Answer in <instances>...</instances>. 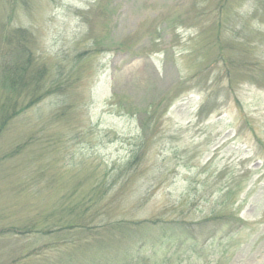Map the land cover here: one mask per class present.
I'll return each mask as SVG.
<instances>
[{
	"label": "rangeland",
	"instance_id": "rangeland-1",
	"mask_svg": "<svg viewBox=\"0 0 264 264\" xmlns=\"http://www.w3.org/2000/svg\"><path fill=\"white\" fill-rule=\"evenodd\" d=\"M208 1L0 0V93L1 65L25 50L61 86L0 136V264H79L110 246L57 256L18 234L101 184L110 207L93 225L202 223L171 264H264V0H229L220 37ZM218 51L237 62L228 91L211 80L221 65L202 77ZM229 214L240 230L213 223Z\"/></svg>",
	"mask_w": 264,
	"mask_h": 264
},
{
	"label": "trees",
	"instance_id": "trees-1",
	"mask_svg": "<svg viewBox=\"0 0 264 264\" xmlns=\"http://www.w3.org/2000/svg\"><path fill=\"white\" fill-rule=\"evenodd\" d=\"M211 2L212 0L208 1L210 4L201 8L200 12L202 15H207L212 10L214 13L216 12L213 29L215 28V35L220 37L229 0H215L214 5ZM217 41L215 38V43ZM23 54L22 60L1 65H5L4 71H2L4 82L1 83H6L12 92L10 94L0 93V136L19 114L38 104L42 99L54 95L61 87L60 79L56 74L52 75L45 64L37 62L35 54L31 50H25ZM207 54V52L203 53V58H206ZM235 64H237L236 61H230L220 51L215 52L213 62L202 66L201 73H206L202 77H205L206 80L212 73L211 69L216 71L217 67L221 65V68H224L219 70L224 72L225 76H218V73L215 72V76H212L211 80L214 79L213 82L216 83L219 77H221L220 79L227 78L229 85H227L226 91H228L231 89L235 77V74L233 78L231 76L234 70H231L230 66ZM218 84L216 83V85ZM206 89L208 90V87ZM204 109L205 106L200 108V116ZM96 188L98 189L93 192L91 189L86 196H79V194V197L77 196L73 201L69 198V204H65L64 201L57 205V208L44 216L42 223L35 222V225H29H32L31 227H22L18 229V234L32 232L36 237H47L51 244L48 247L43 246L44 250L48 248L47 250L55 251L54 253H58L57 256L68 253V250L76 251L81 245H90L91 247L101 242L104 243L106 238L112 239L110 246L95 247V251L86 254L79 264H171V258L179 252L178 248L189 241H195L196 236L203 233V230L195 233L196 229L194 228V226H198L201 229L202 223H194L180 217L154 218L143 221L111 220L104 224L93 225L95 218L107 213L110 207V202H102L107 190L103 188L102 184ZM64 219H68V221L64 222ZM88 219L89 222H87ZM213 223L219 227L235 223L236 231L245 224L239 216L234 214L222 216ZM161 254L164 255L161 256Z\"/></svg>",
	"mask_w": 264,
	"mask_h": 264
}]
</instances>
